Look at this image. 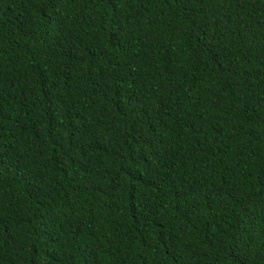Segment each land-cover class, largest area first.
<instances>
[{"label": "trees", "instance_id": "1", "mask_svg": "<svg viewBox=\"0 0 264 264\" xmlns=\"http://www.w3.org/2000/svg\"><path fill=\"white\" fill-rule=\"evenodd\" d=\"M0 264H264V0H0Z\"/></svg>", "mask_w": 264, "mask_h": 264}]
</instances>
